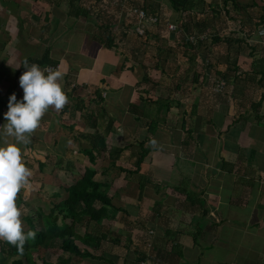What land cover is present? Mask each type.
I'll return each mask as SVG.
<instances>
[{
  "label": "crops",
  "instance_id": "1",
  "mask_svg": "<svg viewBox=\"0 0 264 264\" xmlns=\"http://www.w3.org/2000/svg\"><path fill=\"white\" fill-rule=\"evenodd\" d=\"M149 1L178 26L189 18ZM192 10L169 37L130 35L120 52L69 0H0V220L18 234L29 213L44 227L39 214L51 220L86 167L112 202L75 225L89 255L51 246L49 262L264 264V0ZM189 31L218 40L193 48Z\"/></svg>",
  "mask_w": 264,
  "mask_h": 264
},
{
  "label": "trees",
  "instance_id": "2",
  "mask_svg": "<svg viewBox=\"0 0 264 264\" xmlns=\"http://www.w3.org/2000/svg\"><path fill=\"white\" fill-rule=\"evenodd\" d=\"M113 1L69 0V7L71 15L74 17H84L87 21L92 20L95 23V28L92 31V37L94 39L120 52L124 51L126 38L130 35L136 36L137 38L135 37V41H139L143 45L149 43V33H153L154 36H156V40L166 37L164 35L167 34V37H169L172 31H177V28L180 26L182 28L186 26L188 21H190V14L196 12L192 9L198 8L199 4V0H170L172 7L176 11H180L181 14L184 13L182 16H185L187 12V17H189L186 19L183 18L181 25H176V29L171 31L167 29L166 25L168 22L167 19H169L167 14L164 11L159 12L158 9H153L152 6L155 4L151 3V1L125 0L123 3L119 0ZM100 2L102 3L99 5ZM133 7L144 10L147 15V18L141 24L143 28V34L141 35L135 31L137 17L133 15L131 11ZM154 7L157 8L158 5ZM149 16H156L157 21L150 22L148 20ZM119 20L120 24H118ZM197 21L203 22L205 20L198 18ZM118 25H122L123 30L117 31L116 27ZM192 33L198 32L189 31L186 42L191 44L193 48H197L199 45L209 40H218L217 37H208V39L206 38L205 40L192 43L189 39ZM45 57L44 59L35 60V62L39 64L50 63ZM211 91L213 92L212 89ZM141 143H143V141ZM143 156L144 153H141L138 163L142 160ZM88 157L90 162L94 160L92 151L88 152ZM94 174L95 171L93 169L87 167L84 169L82 176L66 189L67 195L54 205L57 213L52 215L51 220H46L47 217L45 214H39L41 221L44 220V222H42L44 227L42 228L36 229L33 223L34 215L32 216L29 213L25 217L28 227L25 230H19L18 234L11 232L9 226L0 220V231L3 235V239L0 240V251L12 258L9 264H53L46 260L43 255L46 248L51 246L58 247L71 256L89 255L88 251L80 250L75 243V239L79 237V234L75 230V225L86 215H88L90 219L100 222L103 217V211H105L103 206L112 205L111 198L107 194L108 185L94 180ZM96 203L100 205L98 210L94 208ZM66 219H68V221ZM58 220L62 222V225H58ZM10 234L17 235L22 240H8ZM89 237L90 234H88V236L84 234L81 236V239L84 240V243H89ZM33 250L37 251L38 258L33 257ZM70 262V260L60 257L57 264H69Z\"/></svg>",
  "mask_w": 264,
  "mask_h": 264
},
{
  "label": "built area",
  "instance_id": "3",
  "mask_svg": "<svg viewBox=\"0 0 264 264\" xmlns=\"http://www.w3.org/2000/svg\"><path fill=\"white\" fill-rule=\"evenodd\" d=\"M119 1L121 3H123L125 0H119ZM131 11H132L133 15H135L137 17V23L135 25V31L138 34L141 35V34H143V28H142L141 24L147 18V15L144 12V10L139 9V8L133 7ZM148 20L150 22H156L157 21V17L156 16H149ZM166 25H167V29H169L171 31L176 29V24L175 23H172V22L168 21ZM206 38H207V34H205V33H192L189 36L190 42H192V43H196L199 40H205ZM59 68L60 67H59L58 64H56V65H48V66L45 67V71L47 73H52V74L56 75V74L60 73V69ZM225 85H226V81L224 79H222V78H218V79H216L212 90L214 92H221ZM1 125H2V123L0 122V129H1ZM140 264H145V261L141 260Z\"/></svg>",
  "mask_w": 264,
  "mask_h": 264
}]
</instances>
